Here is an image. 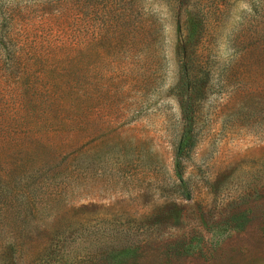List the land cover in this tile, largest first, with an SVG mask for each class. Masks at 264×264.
Instances as JSON below:
<instances>
[{"label": "rangeland", "instance_id": "374dc122", "mask_svg": "<svg viewBox=\"0 0 264 264\" xmlns=\"http://www.w3.org/2000/svg\"><path fill=\"white\" fill-rule=\"evenodd\" d=\"M0 264H264V0H0Z\"/></svg>", "mask_w": 264, "mask_h": 264}, {"label": "trees", "instance_id": "16d2710c", "mask_svg": "<svg viewBox=\"0 0 264 264\" xmlns=\"http://www.w3.org/2000/svg\"><path fill=\"white\" fill-rule=\"evenodd\" d=\"M90 66V61L86 59H76V58H71V70H87L88 67ZM74 76V74H71ZM71 76L72 80L73 77ZM76 80L75 85H71V132L74 131L76 128V124L78 123L81 125L83 124L84 120H82V109L84 110L82 104L80 103H85L87 102L90 97H92V92L87 86V84H83L80 82L81 80H85L86 76L84 74H77L76 77H74ZM80 105L82 108L80 109ZM79 120H82L80 123ZM82 129V128H81ZM186 149V144L181 143L177 146L176 151H175V171H176V176L180 179L181 178V162H180V156L181 154L185 151ZM188 197V195L186 196Z\"/></svg>", "mask_w": 264, "mask_h": 264}]
</instances>
